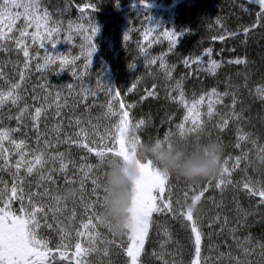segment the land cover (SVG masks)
Masks as SVG:
<instances>
[{"label": "snow or ice", "instance_id": "snow-or-ice-1", "mask_svg": "<svg viewBox=\"0 0 264 264\" xmlns=\"http://www.w3.org/2000/svg\"><path fill=\"white\" fill-rule=\"evenodd\" d=\"M65 4L66 10L67 6L71 4V0H65ZM141 4L145 8L149 7L148 0H141ZM258 4L259 10L251 11V14L256 17L255 22L251 26L243 28L242 33L230 32L227 34L228 36L243 35L246 40L250 32L261 26V21H264V0H258ZM90 7L95 11L94 4ZM243 10L250 12L249 8ZM79 11L83 14L85 10L80 8ZM21 19L23 25L18 28L17 22ZM147 19L149 20L150 17ZM62 27L63 21L52 19V14L44 6V0H0V53L18 50V53H22L23 57L22 67H18L14 63L18 79L6 81L8 88L0 90V110L9 105L15 108V113L8 115L7 119L15 120L17 124L15 128L4 127L3 121L0 120V173H8L11 180V184H9L0 176V264H90L88 257L93 252L101 251L97 247V238L100 234L96 231L100 217L95 212V206L98 203L100 208L103 207V194L107 191L105 184L100 182V177L92 176L91 173L94 168L99 169L104 165L110 157H119L127 162L135 155L134 152L129 151L128 142L130 140L136 143L143 142L138 135L130 133L133 128L140 129L144 126L145 120L140 119L133 124L129 110L135 105L126 106L120 99V91L111 86L105 87L104 91L111 100L118 102L119 110H114L112 103L106 105V115L118 118V122L110 130L112 140L110 145H101L90 140L89 137L92 133L85 123L91 125V121H82L78 116L68 120V124L78 130L71 134L63 131V111L69 107L68 97L64 96L63 92L67 90L69 95L77 97L74 104H83L85 108L89 107L88 98L94 97L95 92L83 87L79 92H76L72 84L57 87L47 82V78L43 76L45 71L59 74L68 69L70 65H75L76 61L80 59L79 56H69L65 53L53 54L46 47V44H51L55 48L60 43L58 37ZM99 32V25L94 23L91 17L87 18V26L71 20L67 22L64 42L70 43L73 33L84 36L86 41L87 50L81 52L87 61L84 65L85 68L92 63L93 55L97 51L95 38ZM86 33L87 35H85ZM162 34L169 44L168 53H171L176 49L180 37L184 33L163 28ZM124 39H128L127 35L124 36ZM213 39L223 41L226 36L221 35L213 37ZM11 45H14V48ZM34 45L43 50V55L39 51L35 54L30 51ZM81 48H84V44L81 45ZM141 51L144 52V49ZM168 53L157 58H147L146 63L151 66L157 64L159 60L165 80L171 81L176 65L167 64L165 57ZM212 54V48H208L202 56L184 58L181 63L188 70V75L191 76L194 72H199L205 65L204 57L210 58ZM33 61H36L34 70L41 73L45 83H40L32 89V103H29L25 95L27 91L25 82L33 71ZM227 63L247 65L248 61L246 58L238 57L228 60ZM222 64L223 61L208 59L206 70L210 75L215 76ZM57 65L58 71L56 70ZM72 74L73 76L77 75L75 71ZM2 76L3 73L0 72V77ZM182 81L183 78L167 86L168 98L185 109L182 122L176 125V134L182 139L203 128L204 116L211 119L214 115H219L216 105H224L225 97H231V104L226 105L230 111L221 117L217 125L218 128L223 131L228 127L230 119L239 120L241 118V114L235 110L238 102L237 93L241 86L229 84L228 89L223 92L213 87L199 97L194 94L193 99L188 100L183 90ZM132 87L134 89L135 84ZM242 87H248L247 77H245ZM37 88L42 91L39 96L36 95ZM173 92L177 95H172ZM254 94L257 99L264 102V86L257 88ZM155 95L154 85L153 89L147 91L146 96L142 99ZM205 104L207 106L206 113L201 111ZM49 110H51V116L56 120V123L51 129L43 131L41 123L43 122L47 129ZM91 127L95 128L94 125ZM26 130L35 134L36 147L33 149H30L28 145ZM49 132L52 133V139L47 138ZM17 133H20L19 137H17ZM172 135V133H165L163 138L155 140L157 143L166 144L171 149ZM247 135L241 129H237V147L240 146L241 141L247 139ZM100 139L102 141L104 137ZM61 144L68 145L69 150L64 152L56 150ZM90 144L94 146H90ZM73 145L94 154L99 163L95 166L86 163L77 165L76 161L71 159L70 149ZM260 151L264 152V148ZM81 159L83 161L86 157ZM136 163L140 169V176L133 182L132 202L128 210L132 224L129 230L124 233L127 243L122 242L127 264H142L145 244L154 224V214H171L172 219H178L187 231L192 252L188 264H264V240L254 239L251 232L243 237L239 235L241 229L251 227L249 217L257 215L264 209V185H253L248 181L242 183L241 187L245 194L250 198L258 199L254 206L255 210H250L243 208L239 200L234 197L236 217L231 226L227 216L217 214L213 218V222L207 225L209 231L206 233L203 230L204 225L200 217L193 211V207H198L209 187L219 189L222 194L229 185H232V170L239 166L241 157H236L231 167H229V160L226 159L220 167L221 170L214 185L209 180L208 185L200 189L198 193L192 188L191 191L194 194L191 197L185 192L183 204L176 201V207H174L171 195H165L171 187L170 176L162 172L151 159L146 161L137 159ZM70 166L73 169L78 167L82 174L81 191H83L85 181L90 180L91 182L95 200L90 201L84 207L92 214L81 222L80 229L76 232L77 242L74 244L66 242L71 240V236L65 229L59 228L54 230L58 232L60 240L57 244L52 245L51 240L44 236L42 231L53 229V224L48 222L49 215L53 220H56L57 214L62 213L67 207V199L61 195L52 196L48 190V184H55L53 176L57 172L65 176L66 184H73L74 181L67 178ZM33 188H36L37 191H33ZM72 190L75 200L76 190ZM81 201L83 202V197H81ZM17 202L20 206L18 209H14L13 204ZM259 222L264 223V214L261 215ZM214 225H218V232L212 231ZM108 228L111 230L110 226ZM225 232L233 243L227 245V241H224V245L227 246L222 251V245L213 243L212 236ZM163 234L167 239L160 244V251H154L152 255L162 264H182V262L168 258L172 254L168 252L166 245L172 242V235L167 229H164ZM205 240L208 241L207 244H205ZM104 244L103 255L107 257L108 247L114 245L115 241L105 240ZM108 264L111 262L109 261Z\"/></svg>", "mask_w": 264, "mask_h": 264}, {"label": "trees", "instance_id": "trees-1", "mask_svg": "<svg viewBox=\"0 0 264 264\" xmlns=\"http://www.w3.org/2000/svg\"><path fill=\"white\" fill-rule=\"evenodd\" d=\"M237 1L251 5L253 9H256L257 11L259 10L258 0ZM108 2L109 0L107 1V4H105L106 0H71V4L68 5L67 9L65 10V0H44V6L47 7L48 11L52 14V19L63 21L62 31L58 37L60 42H63L61 43V49H57V51H59L58 53H65L69 56L80 57V59L76 61L75 65H70L68 69L65 70L68 73V80H66L65 85L72 83L75 78L83 77L81 83L78 86H75L74 90L79 92L81 87H83L95 92L94 97L90 96L88 98L89 107L85 108L83 104H74V100L77 99V97L69 95L68 91L65 90L63 95L67 96L68 100L72 101V106L75 107L74 113H79L82 116L89 117H93V115L95 116V114H98L99 111L105 106L109 98L104 89L107 86H111L112 88L120 91V99L123 100L126 106L135 105V107L129 110L130 118L133 124H135L140 119L145 120V125L140 129H132L134 134L138 135L143 142L155 140L156 138H159V136L162 135L164 131H168L169 133L173 134V141H186L190 146L203 145L212 141L220 144L225 151V149L231 148L233 142L236 140L237 129H241L244 133L243 129L246 127L249 128V131L247 132L250 135L252 134L254 138L259 137L264 140V102L257 99L254 94L257 88L264 86V36L251 37V32L248 34V38L245 40L243 35H225L226 39L221 41L219 39H213V36L209 34L205 39L197 42L196 36L191 35L185 42V44L187 43L186 45L184 44L182 48L175 50L173 53L165 57L167 64L176 65L175 71L172 73L173 80L171 81L165 80L164 73L160 69V66L157 68L154 67L152 69L151 66H146V62L141 58L142 55L139 54V51L136 50L134 53L132 48H124L121 51L119 60L117 61L107 55H104V51L102 54V52L99 50L101 49V46L96 43L97 51L93 55V63L85 68L84 65L87 63V61L85 56L81 55V52H86L87 44L84 38H74L70 43L64 42L67 32V22L71 20L76 23L81 22L84 24L83 21H76L74 18L77 17L80 6L84 4L89 8H85L86 10L80 17L87 19L88 16L86 12H91L92 8L90 5L94 4L96 6L95 13L98 16L96 19H94V22L96 21L100 23L104 9L114 8L113 6H109ZM196 11L194 12L195 15ZM66 12L73 15V18L71 19L66 14ZM95 13L93 15H95ZM22 25L23 23L21 22L17 23L18 28ZM199 31L200 27H196V31L195 27H193L192 32L199 34ZM239 32L242 33V30ZM76 37L81 36L76 35ZM82 44H84L83 49L81 48ZM11 47L14 48V45H11ZM208 48H212V56L210 58L204 57L205 65L201 67L199 72H194L191 76H189L188 70L185 69L181 61L188 57L195 58L197 56H202L204 51ZM30 51L33 54L39 51L41 55H43V50L39 49L38 46L35 45L32 46ZM238 57L246 58L248 61L247 65H235L227 63L228 60ZM208 59L223 61L222 66L217 70L215 76L210 75L206 70ZM22 60V53H18V50L0 53V72L3 73V76L0 77V90H6L8 88L6 81H15L18 79V76L16 75L17 68L14 67V63H16L18 67H22ZM40 62L42 63V61ZM35 63L36 61H33V71L30 78L25 82V85L27 86L29 83H32L35 87L34 84H37V78L39 76L42 77L41 73H37L34 70ZM74 68L78 69L76 76H73L72 74V70ZM56 70H59L58 65L56 66ZM63 72L60 74H63ZM55 74L56 73L54 72L45 71L43 76L54 79ZM245 77H247V88L242 87V85L245 83ZM182 78L183 90L188 100L193 99L194 94L196 97H199L201 94L208 92L213 87H216L218 91L223 92L228 89L229 84L241 86L239 88V92L237 93L238 102L235 109L236 112L241 114V118L239 120L230 119L228 127L223 131L218 128L217 125L220 122L221 117L230 111L226 105L231 104V97H225L224 105H216L219 115H214L211 119H208L207 116H204V125L201 130L188 134L183 139L181 137L178 138L176 136L175 129L170 130L171 127H169V121L170 119H173L176 113L173 105L178 106L182 111L184 108L168 98L167 86L173 84L177 80H181ZM134 84L136 86L135 90L132 89ZM154 85L156 95L154 97L148 96L147 98L142 99V97L146 96L147 91H151L153 89ZM36 92L39 91L36 90ZM41 94L42 93L39 95ZM172 95H177V93L173 92ZM26 97L28 98V102L32 103L30 94L26 95ZM15 111L16 109L10 105L6 106L3 110H0V120L3 121L4 127L7 124L6 122L15 121L7 119L8 115L14 114ZM201 111L206 113V104L201 108ZM71 113L72 112L69 107L66 115ZM53 123L54 120L48 118L47 129L45 128L43 122L41 123V129L43 131H47L48 129H51ZM145 129L146 131L144 133L143 131ZM250 129L252 131H250ZM26 131L28 143L32 144L31 149H33L36 147L35 134L30 130ZM19 136L20 133H17V137ZM47 138H53L51 132H49ZM41 147H43V145H41ZM68 148L69 147H67L66 151H68ZM243 148L245 156L242 158V163L239 169L235 171L232 176V185L230 186V189L223 193V198L225 199L224 202L221 204L217 199L216 202L212 204L203 197L201 203L197 207L198 211L196 212V215L200 217L201 222L204 225L203 230L206 233L209 231L207 225L213 222V218L217 214L221 216H227L229 218L230 226L235 222L236 213L234 209L236 205L233 200L234 197L239 200L243 208L255 210L254 206L258 198L248 197L242 190L241 186L245 181L251 182L253 185L257 186L264 185V168H257L255 166L256 158L259 156H246L247 145H244ZM63 150L65 149L59 148L58 151ZM224 151L222 152L221 164L224 162L223 158L225 156L240 154ZM262 155H264V153ZM100 168L102 173H105V164ZM202 183L203 182L193 185L184 181H179L175 177H170L171 187L165 193V195H171L174 207H176V201H180L183 204V192L185 189H189L191 191V189L194 188L198 193L199 190L202 189L199 188ZM233 186L236 187V189H233ZM191 193H193V191H191ZM217 205L222 206L218 207ZM225 205L228 207L224 208ZM262 214H264V209H262L257 215L249 217V223L251 224V227L248 229H241L239 235L243 237L248 232H251L254 239L264 240V223L259 222L261 221ZM65 216L66 215L62 216L64 220H66ZM49 217L51 221L54 222L53 228L55 227V229H58L57 221L53 220L51 215H49ZM153 220L154 223L171 222L169 224L173 226V232L176 237L174 240L182 246L181 249H175V252L171 253L175 255L174 259L178 262H182V264H188L192 252L188 242V233L184 227H182L180 221L178 219H172L171 214H154ZM212 231L214 233L218 232V225H214ZM224 241H227V245H232L233 243L226 232L221 235L214 234L212 236V242L215 244H221L224 247ZM207 243L208 241L205 240V244ZM227 245H225V247ZM224 248L221 247V250L223 251ZM152 253V246H150L149 242H146L145 250L142 255V264H162V262L153 256ZM178 254L182 256L179 255L177 259ZM111 259L117 264H127V259L123 252L113 255ZM88 260L90 261V264H104V256H99L95 253H92L88 257Z\"/></svg>", "mask_w": 264, "mask_h": 264}, {"label": "rangeland", "instance_id": "rangeland-1", "mask_svg": "<svg viewBox=\"0 0 264 264\" xmlns=\"http://www.w3.org/2000/svg\"><path fill=\"white\" fill-rule=\"evenodd\" d=\"M107 1L108 0H106L105 4H107ZM113 2L115 3V5L111 1L108 2V5L113 6L114 8L104 9L100 23L96 21L94 22V19L98 17L95 11H87L86 14L88 17H91L93 22L97 23L100 27V32L95 38V44L97 43L101 46V49H98L103 50L105 55H108L110 58L117 61L119 60L121 51L124 48H132L134 50V53L138 48L139 54L142 55L141 58L145 62L147 58H157L164 53H168L169 44L167 39L162 34L163 28L174 29L177 32L184 33L180 37L179 44L175 49L177 50L184 46L187 39H189L188 37L191 35H195L197 39L196 41L199 42L202 39H205L209 34L213 37H219L221 35H227L230 32H239L243 30V28L251 26L256 19V17L251 14V11L254 10L253 7L237 0H148L149 7L147 8H145L141 4V0H114ZM81 8H84V10H86L89 7L82 4ZM244 8H249L250 12H245L243 10ZM195 11L196 15L194 13ZM94 13L95 15H93ZM147 17H150V19L148 20ZM217 21H219V23H217ZM18 22L23 23V20L21 19ZM83 22L85 26H87V19H84ZM193 27H195V31L196 27H200V33L197 34L196 32H192L191 29ZM73 34L75 35H73V39L84 38V36L76 37V34ZM85 35H87V33ZM125 35H127L128 37V39L126 40L124 39ZM254 36H264V21H261L260 27L252 31L251 37ZM62 42H60V44L58 43L55 48H53L51 44H46V47L53 54H58L59 51H57V49H61ZM141 49H144V52H142ZM171 53H168L167 55H170ZM146 66H148L147 63ZM159 66L160 62L158 60L157 64L151 65V69L154 67L157 68ZM72 71H75L77 73L78 69L74 68ZM59 74H55L54 79L47 78V82H50L57 87L61 86L62 84H66V81H61L63 80V78H60L58 76ZM36 83L38 85L40 83H45V81L41 76H39L36 80ZM37 90L40 91V89L38 88ZM108 102L112 103L114 110H119L117 101H113L111 99L109 100L108 98L107 103ZM107 103L99 111L97 118L95 119L93 118L94 115L93 117H89L90 119L88 117L84 118L85 116L77 115L82 121L86 122L90 120L91 125L95 126V128L93 129L91 125L85 123V126L88 127L90 133H92L89 139L94 140L97 142V144L101 145H110L112 143V140L110 138V130H112L115 123L118 122L117 117L106 115ZM77 116L75 115L71 118ZM71 118L66 119L65 117H63V131L69 134L78 130L77 128H74L68 124V120ZM6 123L7 124L5 127L15 128V126H17L16 121ZM55 123L56 120L54 119L53 125ZM145 131L146 129L143 132L145 133ZM101 137H104L102 141L100 139ZM6 146L8 145L6 144ZM90 146L94 145L90 144ZM67 147L69 146L61 144L56 150H59V148H64L65 150L61 151L64 152L66 151ZM70 151L71 159L75 160L77 165L86 163L95 166L99 162L98 158L95 157L94 154L88 153L85 149H81L73 145L71 146ZM239 155L240 154L228 159L229 167H231L236 157H241L242 163L243 156ZM82 157H86V159L82 161ZM241 163L239 164V166L241 165ZM239 166L237 168H239ZM237 168L232 170V175L233 172L237 170ZM81 175L82 174L80 173L78 167L76 169H73L70 166L67 173V178L74 181L73 184H66L65 176L59 172L55 173L53 176L55 184H48V190L52 196H62V194L69 188L75 189L76 193H79L78 195H76L75 200L73 198L67 200V207L62 213H58L56 218L58 229L63 228L70 234L71 240L66 242H70L72 244L77 242L76 232L80 229L81 222L86 220V218L92 214L91 212L86 211L84 205L88 204L90 201L95 200V196H93L92 194L91 184H88L85 181L83 191L80 190ZM91 175L99 176L100 182L103 184L104 175L101 171V168H94ZM0 176H2L4 180H7L9 184H11L8 173H0ZM230 186L231 185H229L224 192L230 189ZM32 190L37 191L36 188H33ZM81 197H83V202L81 201ZM226 207L228 206L225 205L224 208ZM13 208L18 209L19 203L17 202L13 204ZM100 210L101 208L97 203L95 206L96 214H99ZM63 215H66L65 219L67 221L63 219ZM93 219L95 220L94 216ZM48 222L54 225V222L51 221L50 217L48 218ZM169 223L171 222L153 224L147 240L150 246H152L153 252L160 251V244L167 239V237L163 234L164 229H167L172 235V242L166 245L168 252L171 253L175 252V249H181L182 246L174 240L176 237L173 232V226ZM54 229L55 227L53 229H44L42 231V234L51 240L52 245L57 244L60 240L58 232ZM96 231H98L100 234L97 238V247L101 249V251L98 253L93 252V254L95 253L99 256H104V241L114 240L115 244L108 247V256H104V264H108L109 261L111 262V264H117L112 261L111 257L123 252L122 242L127 243L126 236L124 234H114L112 230H110L107 226L101 224L100 222H97ZM180 234L182 235L181 232ZM224 247L222 246V248ZM179 255L180 254L177 255V259ZM168 258L174 259L175 255L172 254Z\"/></svg>", "mask_w": 264, "mask_h": 264}, {"label": "clouds", "instance_id": "clouds-1", "mask_svg": "<svg viewBox=\"0 0 264 264\" xmlns=\"http://www.w3.org/2000/svg\"><path fill=\"white\" fill-rule=\"evenodd\" d=\"M134 135V132L130 133ZM172 147L157 143L156 140L136 143L128 142L130 152H134L127 162L119 157H110L105 162L103 183L107 191L103 194V207L100 210V223L110 226L114 234L127 232L132 224L129 208L132 202L133 182L140 176L137 159H151L158 168L179 181L199 184L215 178L221 167L223 148L216 142L190 146L186 141H170ZM255 166L264 168V155L256 158ZM73 190L67 189L62 196L73 198ZM197 212L198 208L193 207Z\"/></svg>", "mask_w": 264, "mask_h": 264}, {"label": "bare ground", "instance_id": "bare-ground-1", "mask_svg": "<svg viewBox=\"0 0 264 264\" xmlns=\"http://www.w3.org/2000/svg\"><path fill=\"white\" fill-rule=\"evenodd\" d=\"M109 1H111L114 5H115V3L113 2L114 0H109ZM82 6V5H81ZM81 6H80V8H81ZM255 10V9H254ZM253 10V11H254ZM66 14L72 19L73 18V15H71V14H69L68 12H66ZM82 15V13L79 11V13H78V15H77V17L76 18H74V20H76V21H83L84 19L82 18V17H80ZM193 30V28L191 29V31ZM135 48H136V46H135ZM137 50H138V48H137ZM101 52H102V54H103V50H100ZM139 51V50H138ZM105 55V54H104ZM108 56V55H107ZM95 57H97V56H95ZM93 59V58H92ZM92 63H93V60H92ZM68 73L66 72V71H64L63 72V74H59L58 76L61 78H63V80H61V81H66V80H68ZM46 77V76H45ZM47 78V77H46ZM82 78L83 77H80V78H75L74 79V81L72 82V83H70V84H72L73 85V87H75V86H78L80 83H81V80H82ZM44 80V79H43ZM45 81V80H44ZM52 81H54V80H52ZM35 86L37 85V84H34ZM65 84H62L61 86H64ZM60 87V86H59ZM25 88L27 89V91H26V93H25V95H29L30 94V96L32 95V89L34 88V86H33V84L32 83H29L28 84V86L27 85H25ZM132 89H133V87H132ZM136 89V86H135V88L133 89V90H135ZM140 89V88H139ZM138 89V90H139ZM38 91V90H37ZM40 93H42V91L40 90L39 92H36V95H38L39 96V94ZM111 98L109 97V100H110ZM109 103V102H108ZM107 103V104H108ZM68 105H69V107H70V109H71V114H69V115H66V112H67V110H68V108L69 107H67V108H65L64 109V111H63V117H65L66 119L67 118H71V117H73V116H77V115H80L79 113H74L75 112V107H73L72 106V101L71 100H68ZM173 107L175 108V115H174V117H173V119H170V121H169V127H171L170 128V130L171 129H175V132L177 133V128H176V125L177 124H179V123H181L182 122V117L185 115V109L182 111L178 106H175V105H173ZM49 112H50V114H49V117L48 118H50V119H52V120H54L53 118H52V116H51V110H49ZM97 115L98 114H95V116L93 117L94 119L95 118H97ZM82 116V115H81ZM142 116V115H141ZM89 118V116H85L84 118ZM143 117V116H142ZM144 118V117H143ZM90 119V118H89ZM145 119V118H144ZM16 127V126H15ZM173 127V128H172ZM249 128H244L243 130H244V133L245 134H248L247 136V139L245 140V141H241L240 142V146L239 147H237L236 145H237V138H236V140L233 142V145H232V147L231 148H227V149H225V151L224 152H234V153H240V155L241 156H245V154H244V152H243V146L244 145H247V154H246V156H250V155H253V156H261L264 152H261L260 151V149H262V148H264V140L262 139V138H259V137H256V138H254V136L251 134H249L247 131H249L248 130ZM67 130V129H66ZM169 130V131H170ZM250 131H252L251 129H250ZM165 133H169L168 131H164V133L162 134V135H160L159 136V138H163L164 137V135H165ZM176 136L179 138L180 136L179 135H177L176 134ZM252 136V137H251ZM172 137H173V135L171 136V140H172ZM29 145H30V148H32V144L31 143H28ZM34 147V146H33ZM233 156H235V155H231V156H225L224 158H223V160L225 161L226 159H229V158H232ZM99 163V162H98ZM97 163V164H98ZM240 167V166H239ZM239 168H237V170H238ZM236 170V171H237ZM102 171V170H101ZM220 172V171H219ZM219 172H218V174L215 176V178H213V179H211V182H212V184L214 185L215 183H216V180L218 179V175H219ZM95 176V175H94ZM231 180H232V178H231ZM208 181L209 180H205V181H203V183H202V185H200L199 186V188H203V187H206L207 185H208ZM86 183H88V184H91V182H90V180H87L86 181ZM233 189H236V187H234L233 186ZM185 192H187L188 193V196L190 197V196H192V194L193 193H191V191L189 190V189H185V191L183 192L184 194H185ZM224 193V192H223ZM222 193V194H223ZM234 193V192H233ZM79 193L77 192L76 193V195H78ZM221 194V192H220V190L219 189H215V188H213V187H209V190H208V192L205 194V196H204V198L206 199V200H208L210 203H212V204H214L215 202H216V200L218 199L219 200V202L222 204L223 202H224V198H223V196H224V194L222 195ZM183 199H185V196H183ZM228 206H229V204H228Z\"/></svg>", "mask_w": 264, "mask_h": 264}]
</instances>
